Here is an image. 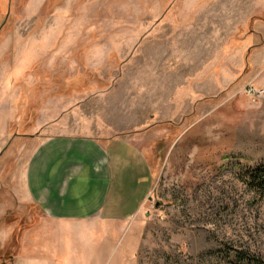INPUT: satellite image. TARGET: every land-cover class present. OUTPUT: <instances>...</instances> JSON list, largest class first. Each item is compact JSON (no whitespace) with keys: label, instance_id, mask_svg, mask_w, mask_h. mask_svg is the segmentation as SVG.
<instances>
[{"label":"rangeland","instance_id":"obj_1","mask_svg":"<svg viewBox=\"0 0 264 264\" xmlns=\"http://www.w3.org/2000/svg\"><path fill=\"white\" fill-rule=\"evenodd\" d=\"M48 99L50 113L134 141L153 165L113 256L138 237V264L264 261V200L235 175L264 164V0H0L7 164Z\"/></svg>","mask_w":264,"mask_h":264},{"label":"crops","instance_id":"obj_2","mask_svg":"<svg viewBox=\"0 0 264 264\" xmlns=\"http://www.w3.org/2000/svg\"><path fill=\"white\" fill-rule=\"evenodd\" d=\"M7 93L12 120L17 91ZM51 100L39 106L25 148L10 151L9 164L0 154V221L19 218L0 227V264H138V237L113 252L150 196L153 165L134 141L83 126L73 111L50 113Z\"/></svg>","mask_w":264,"mask_h":264},{"label":"trees","instance_id":"obj_3","mask_svg":"<svg viewBox=\"0 0 264 264\" xmlns=\"http://www.w3.org/2000/svg\"><path fill=\"white\" fill-rule=\"evenodd\" d=\"M235 175L249 191L260 200H264V164L250 168L237 167ZM234 255L235 264H264V261L259 257H253L243 252L234 253Z\"/></svg>","mask_w":264,"mask_h":264}]
</instances>
